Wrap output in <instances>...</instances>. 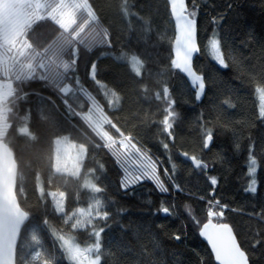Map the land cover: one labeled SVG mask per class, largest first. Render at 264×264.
I'll return each instance as SVG.
<instances>
[{
  "label": "trees",
  "instance_id": "1",
  "mask_svg": "<svg viewBox=\"0 0 264 264\" xmlns=\"http://www.w3.org/2000/svg\"><path fill=\"white\" fill-rule=\"evenodd\" d=\"M59 1L46 0L43 15L24 29L22 70L12 76L2 118L0 141L16 160V194L28 214L16 264H76L63 240L90 244L97 236L100 264H216L201 235L209 220L229 223L250 264H264V171L258 169V192L246 191V153L234 149V141L246 148L251 136L259 156L264 141L258 119L264 114V0H187L198 24L194 67L210 85L201 103L173 69L175 25L167 0H89L96 17L83 14L68 29L48 15ZM82 30L84 37H76ZM213 32L229 71L211 57ZM118 51L139 67L119 60ZM102 85L118 97L114 108ZM93 104L115 123L107 125L114 140L92 125ZM64 135L86 147L78 176L55 169V139ZM124 136L159 160L160 186L150 178L124 186L116 142ZM56 192L64 194L63 211ZM96 203L104 216L76 227L79 212Z\"/></svg>",
  "mask_w": 264,
  "mask_h": 264
},
{
  "label": "rangeland",
  "instance_id": "2",
  "mask_svg": "<svg viewBox=\"0 0 264 264\" xmlns=\"http://www.w3.org/2000/svg\"><path fill=\"white\" fill-rule=\"evenodd\" d=\"M45 4L46 0H0V107L5 105L12 95L13 74H20L22 70L20 60L26 50L23 39L24 29L43 15ZM83 14L87 15L88 20L96 17L89 0H60L58 6L48 13L51 18L57 20L66 29ZM76 37L83 38L84 30L79 32ZM114 55L119 60L130 62L135 68L139 67L138 61L125 52L118 51ZM92 76H94V71ZM69 89L70 86H67L64 91L67 92ZM102 89L110 106L114 108L118 104V97L104 85H102ZM259 99L264 109V92L260 93ZM92 107L93 110L89 114L92 125L104 139L114 140L107 126L112 122L109 114L96 104H93ZM5 117L0 116V136L4 131L2 118ZM112 124L116 126L115 123L112 122ZM116 142L121 147L122 155L120 157L126 170L124 186L133 185L148 178L159 186L162 184L160 163L156 157L132 137L124 136ZM86 151L83 144L72 141L69 136L57 137L55 139L56 171L78 176ZM52 195L57 208L63 211L64 194L56 192ZM99 216H104V214L100 211V204L96 203L79 212L76 227H84ZM63 241L70 259L76 264H100L98 236L96 241L90 244H83L71 237H67Z\"/></svg>",
  "mask_w": 264,
  "mask_h": 264
},
{
  "label": "water",
  "instance_id": "3",
  "mask_svg": "<svg viewBox=\"0 0 264 264\" xmlns=\"http://www.w3.org/2000/svg\"><path fill=\"white\" fill-rule=\"evenodd\" d=\"M170 6L172 19L175 25V38L173 44V69L183 74L191 88L195 86L197 91L204 87L205 77L201 79L194 62L200 54L198 41L197 21L189 15L187 0H167ZM207 85V83H206ZM207 92V87H206ZM197 102L201 103L205 98ZM171 91L165 88V97H169ZM169 132V130H167ZM209 140L206 138V149ZM173 142L174 139L171 138ZM179 155L198 167L201 162L186 152ZM18 166L9 146L0 141V264H16V250L23 225L28 217L27 212L21 207L17 194ZM164 215L169 211L164 210ZM201 235L208 244L216 264H250L247 253L242 249L237 236L229 223H217L209 220L201 229Z\"/></svg>",
  "mask_w": 264,
  "mask_h": 264
},
{
  "label": "snow or ice",
  "instance_id": "4",
  "mask_svg": "<svg viewBox=\"0 0 264 264\" xmlns=\"http://www.w3.org/2000/svg\"><path fill=\"white\" fill-rule=\"evenodd\" d=\"M212 23L217 26L223 23V19H212ZM213 38L208 43V48L210 50L211 57L215 62H218V68L223 71H229L232 69V65L226 62L224 58V52L222 51V39L218 38V32H213ZM204 78V74L201 73V79ZM195 86L194 91V99L199 102L206 92V87L210 85H206V80L204 82V87L197 91V85L195 82L190 81ZM258 119L264 121V114H258ZM214 140V138H213ZM213 140H209L208 147L213 146ZM248 144L247 147H242V142L237 143L234 141V149L236 152L243 151L246 153L247 160V186L246 191H250L253 194L258 192V188L262 181L258 179V169L264 171V141H261L260 145V154L257 156V144L256 140L252 139L251 136L247 137ZM179 239V235L175 237Z\"/></svg>",
  "mask_w": 264,
  "mask_h": 264
},
{
  "label": "built area",
  "instance_id": "5",
  "mask_svg": "<svg viewBox=\"0 0 264 264\" xmlns=\"http://www.w3.org/2000/svg\"><path fill=\"white\" fill-rule=\"evenodd\" d=\"M7 114H8V106H7V104H5V105L0 107V116L5 117V116H7ZM37 256H38V253L35 255V257H37ZM44 264H46V263H44Z\"/></svg>",
  "mask_w": 264,
  "mask_h": 264
}]
</instances>
